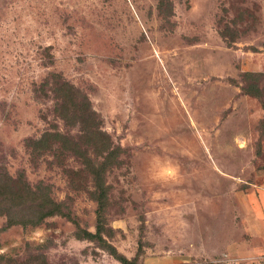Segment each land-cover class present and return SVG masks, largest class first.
Masks as SVG:
<instances>
[{"label":"rangeland","instance_id":"1","mask_svg":"<svg viewBox=\"0 0 264 264\" xmlns=\"http://www.w3.org/2000/svg\"><path fill=\"white\" fill-rule=\"evenodd\" d=\"M263 43L264 0H0V170L48 186L70 213L36 226L0 215V264H120L74 235L95 230L97 206L91 181L68 174L78 161L30 154L45 130L76 133L54 111L53 74L123 148L105 173L103 238L126 256L139 243L140 264H227L222 249L238 227L250 238L247 198L264 184V109L243 91L237 47Z\"/></svg>","mask_w":264,"mask_h":264},{"label":"trees","instance_id":"2","mask_svg":"<svg viewBox=\"0 0 264 264\" xmlns=\"http://www.w3.org/2000/svg\"><path fill=\"white\" fill-rule=\"evenodd\" d=\"M241 73L246 80L251 81L244 86L243 91L258 97L264 109V99L258 86V80L263 73L260 71H242ZM52 76L57 78L52 87L56 98L54 111L66 126L76 127V133L61 132L57 129L45 130L39 137L30 138L27 141L30 154L32 157H38L48 152L58 162H62L68 156L78 161L79 167L69 168L68 174L82 176L91 181L92 188L89 193L97 206L95 230L90 231L76 226L74 235L79 238L99 240L100 246L120 264H139L137 261L141 251L139 243L135 255L128 258L102 236L104 231L108 234L112 231L105 217L109 200V185L105 180V173L119 164V156L123 148L114 143L110 135L101 128V119L92 108L87 95L60 75ZM1 169L0 215L6 216L5 226L16 223L22 226L27 224L36 226L45 217L51 215L70 218V213L63 210L62 203L49 195L48 186L38 184L35 188H31L29 185L26 186L21 178L14 179L4 168Z\"/></svg>","mask_w":264,"mask_h":264},{"label":"crops","instance_id":"3","mask_svg":"<svg viewBox=\"0 0 264 264\" xmlns=\"http://www.w3.org/2000/svg\"><path fill=\"white\" fill-rule=\"evenodd\" d=\"M262 49L258 51H245L237 47V50L242 53L240 70L264 71V50ZM251 58L252 60H248ZM254 58L258 59L254 60ZM247 199L250 201V210L252 213L249 229L251 236L250 238H245L242 236L243 228L238 227L236 229L235 238L229 240L222 249L225 250L223 252L225 256L222 260L224 262L226 261L227 264H257V260L264 257V247H258L255 244V240L257 239L264 243V184L257 186L255 191L248 195ZM238 210L243 213V205L241 203L239 204ZM173 255V253H167L163 258H173ZM133 256L134 254L127 255L126 257L131 258ZM143 260L144 257H139L138 263H144ZM150 260H152L151 256ZM186 260H189V258ZM152 262L154 264H168L165 263L166 261L161 256L160 258L155 256Z\"/></svg>","mask_w":264,"mask_h":264}]
</instances>
